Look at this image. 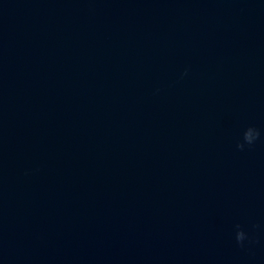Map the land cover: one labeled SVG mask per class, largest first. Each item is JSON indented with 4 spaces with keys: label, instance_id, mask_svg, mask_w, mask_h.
Listing matches in <instances>:
<instances>
[{
    "label": "water",
    "instance_id": "95a60500",
    "mask_svg": "<svg viewBox=\"0 0 264 264\" xmlns=\"http://www.w3.org/2000/svg\"><path fill=\"white\" fill-rule=\"evenodd\" d=\"M0 264H264V0H0Z\"/></svg>",
    "mask_w": 264,
    "mask_h": 264
},
{
    "label": "clouds",
    "instance_id": "9594fccd",
    "mask_svg": "<svg viewBox=\"0 0 264 264\" xmlns=\"http://www.w3.org/2000/svg\"><path fill=\"white\" fill-rule=\"evenodd\" d=\"M258 139V136L256 135H249L245 142L240 143L238 145L239 148L243 149L245 144L251 145L253 144L256 140ZM235 239L236 242L240 245H243L246 240L249 239L248 233L245 232L239 225L236 226V231H235Z\"/></svg>",
    "mask_w": 264,
    "mask_h": 264
}]
</instances>
